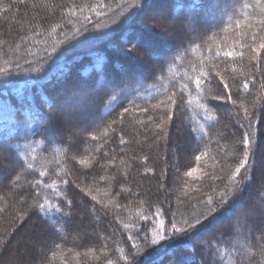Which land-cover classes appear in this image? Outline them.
<instances>
[{
	"label": "trees",
	"instance_id": "trees-1",
	"mask_svg": "<svg viewBox=\"0 0 264 264\" xmlns=\"http://www.w3.org/2000/svg\"><path fill=\"white\" fill-rule=\"evenodd\" d=\"M164 1L180 21L169 42L144 26L142 0H0V141L19 153L0 177V264H264V50H252L264 11L256 0H230L226 14L207 11L214 0ZM138 32L153 48L114 76L134 65ZM205 71L223 82L202 79L198 94ZM222 91L231 100L210 98ZM62 95L88 104L74 132ZM245 134L248 161L233 182ZM225 191L223 209L209 212L208 197L215 208ZM241 201L240 219L208 225ZM201 213L206 227L185 235Z\"/></svg>",
	"mask_w": 264,
	"mask_h": 264
},
{
	"label": "snow or ice",
	"instance_id": "snow-or-ice-1",
	"mask_svg": "<svg viewBox=\"0 0 264 264\" xmlns=\"http://www.w3.org/2000/svg\"><path fill=\"white\" fill-rule=\"evenodd\" d=\"M148 0H142L143 5H147ZM256 5L257 6H261L262 7V11H264V5L261 4V0H256ZM135 9V12H138L140 10H142L140 5H134L133 6ZM231 7L230 4V0H214V2L211 4L210 8L207 11H218L221 13L226 14L228 9ZM244 9H247L249 7V5L245 4L242 6ZM207 11L205 12V14L207 15ZM135 12L132 15H135ZM166 17H154L153 21L155 25L156 22H159V20L165 19ZM126 20L128 19V17L125 18ZM229 21H231V17L228 18ZM257 24L264 26V15L261 16V18L257 21ZM237 27H239V22L237 21ZM257 36L256 34H253V40H256ZM259 40L262 41L259 44V48H253L252 50L257 52V56H259V52L260 50H264V36H259ZM224 57H232L234 55H237L236 53H234L233 51H224L223 53ZM217 56L221 55V51L218 50L216 53ZM30 63V67H31V62ZM37 63H39V61H37ZM33 71L36 72H40L42 71V67H37V68H33ZM236 69L233 68V72H235ZM7 70H0V73H6ZM216 77H220L221 82H223V76H221V73L219 71H217L215 73V77L211 76V74L207 71L203 72L201 75H198L195 77V79L193 80V83L195 84V90L196 92L199 94L202 92L203 90V85H202V79H207L208 83L211 84ZM217 87H219V85H217ZM229 88V85L227 83H223V89L227 90ZM244 88H247V84L244 85ZM188 89V84H184L182 85L181 90H187ZM209 93H211V88L208 89ZM175 93H173L172 95L168 96V100L171 102V105L175 106L176 105V99L175 97ZM212 100H221V99H228L231 100V94L230 93H224L223 91L220 94H216V95H211L210 97ZM205 99H208V97H205ZM160 105H156L154 107H159ZM201 108H203L205 111L208 110V108L206 107L205 104H201L200 105ZM128 109H125V112H127ZM245 113L247 115V109H245ZM93 139H96L95 136H93ZM6 141H0V177L5 176L6 175V169L8 168V165L3 163V161L5 159H9V161L11 162V160H16L17 162H19V153L15 152L14 149L11 146H7L6 148ZM241 143L244 145V150H243V159L240 161L239 166L235 168L234 173L232 174V181L236 182V177L241 173V170L244 169L246 167V163L248 161V157H249V151H250V147H249V139L247 137V134H245L243 140L241 141ZM8 151L9 153H13V155L11 157H6L5 156V151ZM195 159L197 161H199L201 159L200 156H196ZM82 164L87 163V161H81ZM28 167H31V165H28ZM198 171V169L193 168L191 169L187 175L192 176L194 172ZM41 175H43V173H41ZM19 177H17L18 179ZM64 183L66 184L67 181H64ZM238 191V190H237ZM93 200L96 199L95 196L92 197ZM228 202V192H222L220 193V198H219V203L216 204V207L213 208L212 205L214 203L213 198L210 196L208 197V200L206 202V205L208 207V211L209 212H215L216 209H223L224 205ZM68 204L71 205V201H68ZM40 211H44L45 209V205L44 204H40L39 206ZM204 214L201 213L198 216L193 217V221L194 222H190V221H185V225L186 228L191 230L185 233V235H191V236H198L200 231L206 227V224L201 220V216H203ZM66 223V220H65ZM172 229H173V234L176 233H180L181 229L177 228L176 224L173 223L171 225ZM262 238H264V236H262ZM164 240V235L157 233L156 234V238H154L152 240L153 245L158 244L160 241ZM203 248V245L201 246ZM217 255H219V253H217ZM148 258L146 257V260ZM216 264H219V261L216 262Z\"/></svg>",
	"mask_w": 264,
	"mask_h": 264
},
{
	"label": "rangeland",
	"instance_id": "rangeland-1",
	"mask_svg": "<svg viewBox=\"0 0 264 264\" xmlns=\"http://www.w3.org/2000/svg\"><path fill=\"white\" fill-rule=\"evenodd\" d=\"M165 6H166V3H165L164 0H154L152 2V4L150 2H147V5L146 6L144 5L145 11L143 13V17H144V20L145 19L147 20V21H145V23L148 26L152 27V28H149L146 25H144V26L151 32V34L154 37L161 38L162 40H165V41L169 42L170 39H172V38L169 35V33H167L168 30L169 29L170 30L171 29L177 30L178 24L180 25V21L179 20L165 18V19L159 20V22H156L155 25L153 26V24H154L153 18L154 17H161V16L165 17V15L162 12L165 9ZM215 15L217 16V15H219V13H216ZM125 27H127V26H125ZM191 28H192V25L189 22H186V29L188 31H190ZM122 31L123 30L119 31L117 33V36L120 35L122 33ZM138 35H141L140 39L137 40V38H134V41L136 42L137 47L132 48V50L127 52V54L130 55L129 57L131 58V60L133 61L134 65L136 67H137V62L143 64V60L139 57V54L143 57L141 52L142 51L145 52V50L149 49L148 47H151L150 45L149 46H145V44H146L145 43L146 36H144V33L141 34V33L138 32ZM130 40H133V38H130ZM117 41H118V38L115 39V42H117ZM151 48H153V47H151ZM134 51H136L137 54ZM144 52H142V53H144ZM149 55L151 56V54H149ZM146 59H149L148 58V54L146 55ZM45 85H46V83L44 84V86ZM94 87L98 90V89H100L101 85L98 84V85H96ZM71 91L73 93H75L74 89H72ZM62 99L63 100L60 103V107H62V109L64 108L65 111H67L66 112L67 113L66 114V119H67V123H70V125H68V127L70 128V130L72 132H74L73 128L77 124L78 125H81V124L83 125L84 124L85 115H86V113L89 110L88 107H87L88 104L83 103V101H82V103H80L81 102L80 99H78V100L75 99L76 102H74V103H72V102L68 103L67 102L68 101L67 97H65L63 95H62ZM166 104H163V105H166ZM89 113H91L90 115H92V110H90ZM46 115L48 117L50 116V115H48V112H47ZM91 120H92V118H89V121H91ZM82 131H81V133H83ZM181 144H182V142H181ZM162 166L164 167V163H162ZM165 166H166V163H165ZM158 179H159V177L156 176L154 178H151L150 181L157 182ZM133 188H135V187H133ZM133 191H134V189H133ZM242 206H243L242 201L239 202L237 205H235L233 207V209H232V206H230L229 208L223 210L222 214L221 213L216 214L214 216L213 220L212 219L208 220L207 221L208 225L211 226V227H213V226L216 227V226H219V225L223 224L224 222H227V220L229 219L228 215H232V216H235V217H238V216L242 215V213L244 211ZM228 209H232V210L229 213H227ZM226 214H228L227 217H226ZM238 219H240V217H238ZM234 231H235L236 234H238V232H239L238 229H234ZM132 259H134V258H132ZM135 261H137V259H135L134 262ZM134 262H132V263H134ZM138 262L140 263L139 260H138ZM144 263H147V262H144Z\"/></svg>",
	"mask_w": 264,
	"mask_h": 264
},
{
	"label": "bare ground",
	"instance_id": "bare-ground-1",
	"mask_svg": "<svg viewBox=\"0 0 264 264\" xmlns=\"http://www.w3.org/2000/svg\"><path fill=\"white\" fill-rule=\"evenodd\" d=\"M128 35H129V34H128ZM79 62H80V61H78V62H73V63H74L73 65H77ZM135 67H136V66L131 65V64H128V63L125 62L124 65L120 67V69H117V68H115V67H112V73H113L114 76H115V75H117L118 73H120L121 70H122V71H123V70H130V71H132V70L135 69Z\"/></svg>",
	"mask_w": 264,
	"mask_h": 264
}]
</instances>
